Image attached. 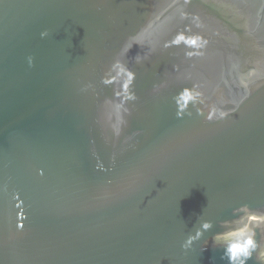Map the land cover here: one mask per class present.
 Returning <instances> with one entry per match:
<instances>
[{
	"label": "water",
	"instance_id": "water-1",
	"mask_svg": "<svg viewBox=\"0 0 264 264\" xmlns=\"http://www.w3.org/2000/svg\"><path fill=\"white\" fill-rule=\"evenodd\" d=\"M135 33L156 52L126 54L137 96L126 114L123 77H101ZM178 33L208 43L162 47ZM184 88L195 101L177 117ZM253 216H264V0H0V264H228L224 244ZM255 240L246 264H264V223Z\"/></svg>",
	"mask_w": 264,
	"mask_h": 264
},
{
	"label": "clouds",
	"instance_id": "clouds-1",
	"mask_svg": "<svg viewBox=\"0 0 264 264\" xmlns=\"http://www.w3.org/2000/svg\"><path fill=\"white\" fill-rule=\"evenodd\" d=\"M143 31V29H141ZM40 37L43 39L49 35L48 29H43L39 33ZM139 33H135L132 36H127L122 43L119 52L116 54V57L113 59L112 63L110 64V70L115 71V75H110L109 72H105V74L101 77V83L104 85L113 84V82L117 79V77H123L122 84H121V91L115 92L114 95L121 97L120 104L118 108H122L123 112L126 114H130V109L124 107V105L129 101H135L137 99L135 91L132 90V85L135 80V72L127 67V63L125 61L126 54L132 48V46L138 45L141 49H144L143 54L137 53V55L133 58L135 63L139 64L149 58L154 52H156V48L150 43L145 42L142 39H137ZM184 42L188 46H196L198 48H204L208 41L206 39H202L200 37H188L186 38L183 33H178L177 36L171 41H165L162 45L163 48H169L172 44H179ZM198 55H202V53H196ZM186 55L191 56L193 53L188 52ZM27 63L29 66L33 64V57L29 55L27 58ZM176 68V65H173V69ZM164 81L159 84L153 86L152 91L157 92L159 89L165 86ZM85 87H91V85H86ZM121 92L123 95H121ZM199 96V93L195 94ZM173 99L176 101L177 104V117H182L187 109V105L190 101H195V96L192 94L189 88L182 89ZM183 103H180V101ZM197 114L204 115L202 112L197 110ZM188 115H191L188 112ZM227 115L225 113L220 112L219 115L209 114L204 117L205 120L208 121H216L225 118ZM126 120L119 119L118 123L114 126H110L112 134L114 137L120 135L122 126L126 125ZM39 174H42V170H38ZM253 220L256 221V225L254 228L249 229L247 227L240 228V229H233L232 230V238L226 242L223 246V253L221 259H226L228 264H246V261L252 257L254 251L258 248V243L255 240V230L259 228L260 223H264V216H253ZM22 225H17L20 228ZM201 227L205 230L211 227L210 221L202 222ZM202 233L198 229L194 235L189 234L185 237L181 244L182 249H187L191 247L192 243L198 240L201 237ZM207 243V241H205ZM261 257H264V248L261 249L260 252Z\"/></svg>",
	"mask_w": 264,
	"mask_h": 264
}]
</instances>
